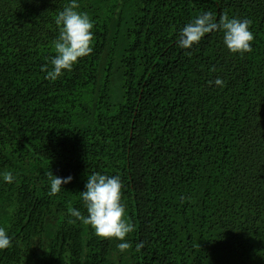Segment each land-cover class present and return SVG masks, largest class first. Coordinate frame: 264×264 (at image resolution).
I'll list each match as a JSON object with an SVG mask.
<instances>
[{
	"label": "trees",
	"instance_id": "1",
	"mask_svg": "<svg viewBox=\"0 0 264 264\" xmlns=\"http://www.w3.org/2000/svg\"><path fill=\"white\" fill-rule=\"evenodd\" d=\"M68 2L0 0V264H264V0H78L93 52L50 81ZM204 12L249 20L251 51L180 48ZM92 174L122 181L124 254L69 213Z\"/></svg>",
	"mask_w": 264,
	"mask_h": 264
},
{
	"label": "clouds",
	"instance_id": "2",
	"mask_svg": "<svg viewBox=\"0 0 264 264\" xmlns=\"http://www.w3.org/2000/svg\"><path fill=\"white\" fill-rule=\"evenodd\" d=\"M78 0H69L68 4L55 17L58 36L53 41L55 55L51 58L49 68H41L45 72V79L56 81L65 72H70L77 62L93 52L94 40L93 21L88 14L79 11ZM250 21L247 19L229 18L223 16L217 22L211 12H204L194 20L185 24L179 32L178 46L182 49H191L209 33L220 31L223 34L225 48L233 54L243 55L251 51L254 35L250 30ZM216 86L223 87L224 81L216 78ZM50 181V195H56L63 189V185L72 182V177L66 178L48 174ZM3 182L11 184L15 180L12 172L0 173ZM85 190L80 192L86 215L79 209H69V213L77 221H82L94 229L95 234L104 239L120 241L117 251L126 253L132 245L127 240L134 231V225L129 222L126 214V205L122 202L123 184L118 175L92 174L87 178ZM11 246V238L4 227H0V250ZM142 246V245H140ZM138 246V247H140Z\"/></svg>",
	"mask_w": 264,
	"mask_h": 264
}]
</instances>
